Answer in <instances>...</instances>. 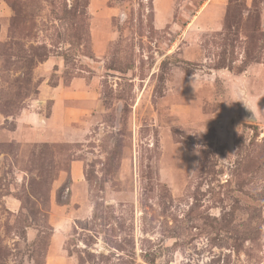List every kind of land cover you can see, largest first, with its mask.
Wrapping results in <instances>:
<instances>
[{
	"label": "rangeland",
	"instance_id": "obj_1",
	"mask_svg": "<svg viewBox=\"0 0 264 264\" xmlns=\"http://www.w3.org/2000/svg\"><path fill=\"white\" fill-rule=\"evenodd\" d=\"M0 264H264V0H0Z\"/></svg>",
	"mask_w": 264,
	"mask_h": 264
}]
</instances>
